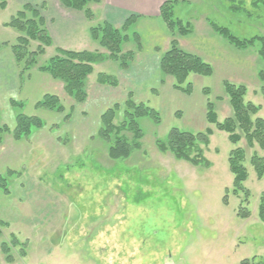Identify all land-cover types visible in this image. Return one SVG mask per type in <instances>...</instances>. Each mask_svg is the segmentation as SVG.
<instances>
[{
  "label": "rangeland",
  "instance_id": "1",
  "mask_svg": "<svg viewBox=\"0 0 264 264\" xmlns=\"http://www.w3.org/2000/svg\"><path fill=\"white\" fill-rule=\"evenodd\" d=\"M7 1L8 7L0 12V124L14 130L16 117L24 114L41 119L45 127L22 140L7 134L0 144V175L13 173L9 194L0 192V264H9L2 251L4 243L13 264L261 262L264 223L259 207L264 177L258 179L250 161L254 154L264 157V149L249 148L245 139L231 144L228 134L207 122V102L214 104L223 123L234 117L224 83L245 86L246 102L262 106L257 116L264 119L260 94L264 62L259 55L264 44V0H184L174 5V18L190 30L186 36L176 35L178 46L213 68L210 77H189L184 87L192 85L191 95L175 90L174 79L159 68L172 40L160 15L140 16L129 28L124 52L131 51L134 57L127 69L109 59V52L91 38L90 28L106 20L108 7L142 8L154 14L158 0H103L90 5L92 20L59 0L44 2L39 10L48 31L63 21L68 27L83 25L84 36H78L82 45L76 50L105 57L94 65L85 84L86 99L80 103L67 95L62 82L39 70L62 47L43 45L45 51L39 53L40 41H31L24 59L17 62L12 47L19 44L21 34L5 25L23 6L18 0ZM124 19H117L116 27ZM209 22L227 28L239 40H257L246 50L230 44V50L224 38L210 32ZM100 73L113 76L118 86L98 84ZM129 93L137 103L156 110L161 122L141 119V148L127 160L112 161L109 142L99 136L101 116L119 104L115 124L122 123ZM46 95L57 96L64 111L38 107ZM173 128L214 131L204 151L210 167H195L159 151L157 141ZM123 134L133 140L130 131ZM237 148L245 151L248 197L233 193L229 157ZM227 189L228 205H224ZM240 206L250 211L248 219L237 216ZM14 240L24 252L21 245H12Z\"/></svg>",
  "mask_w": 264,
  "mask_h": 264
},
{
  "label": "trees",
  "instance_id": "2",
  "mask_svg": "<svg viewBox=\"0 0 264 264\" xmlns=\"http://www.w3.org/2000/svg\"><path fill=\"white\" fill-rule=\"evenodd\" d=\"M59 1L65 8L83 12L87 19L92 20L93 12L90 9V5L101 4L103 0ZM183 1L166 0L160 7V17L169 28L172 40L169 49L162 54L159 60V68L165 75L171 76L174 79L175 90L191 95L193 91L192 85L188 84L187 87H184L189 77L191 75L210 77L213 75V68L201 57L187 53L178 46L177 40L175 39L176 35L186 36L190 33L188 26H185L181 20L174 18V5ZM7 7L8 1L0 0V12L4 11ZM137 18L135 15L129 16L121 27H116L112 23L104 21L90 28L91 38L109 52V59L118 62L123 69L129 68L130 61L134 57L133 52H124V46L129 41L127 32ZM209 24L216 34L220 35L238 49L246 50L251 48L257 40H239L227 28L210 22ZM5 26L11 27L21 34L17 39L19 44L12 47L17 62H21L24 59L23 56H25L31 41H40L37 49L39 53H44L43 45H53L52 37L46 27V21L38 7L29 4L24 5L12 17L11 22ZM135 36H138V34H135ZM259 55L264 62V44L259 49ZM104 58V56L97 52L69 51L56 48V55L50 58L46 64L40 66L39 70L49 74L54 80L62 82L67 95L80 103L86 99L85 84L88 77L94 73V65L99 64ZM263 75L264 73L260 72L262 80H264ZM97 83L112 87L118 86L117 79L106 73L98 74ZM224 85L234 111V117L228 118L223 123H220L215 112L214 104L208 99L207 122L210 125L216 126L218 131L228 134V139L233 145H237L242 139H245L249 148L259 146L261 149H264V119L257 116L262 110V106H256L252 102H246L247 88L245 86H236L229 82H225ZM204 94L209 96L210 91L205 89ZM260 94L264 99V87L261 88ZM37 106L56 112L64 111L60 99L54 95H46ZM124 108V120L118 125L115 124V120L121 111L119 104L114 105L101 116L99 136L109 142L108 156L112 161L127 160L134 151L141 148L140 142L144 138L143 129L139 124L141 119L150 118L156 124H160L161 122L160 114L144 103H137L132 93H129L124 103ZM44 127L45 122L41 119L19 114L16 117V127L14 130H10L8 126L0 124V144H2L7 134L12 135L16 140H22L30 137L33 132L42 130ZM125 131H130L133 134L132 141H129L124 136L123 133ZM213 134L214 131L211 128L198 133L184 132L173 128L165 139L157 141V147L162 153L173 154L177 160L185 161L195 167L205 166L206 168L210 167V163L204 157V151L210 145V137ZM244 159L245 151L237 148L230 153L229 166L230 171L234 175L233 193L237 196L240 193H244L248 197L249 193L245 190L244 184L249 178V173L244 166ZM250 162L258 179H262L264 177V157L254 154ZM8 174L5 176L0 175V192L2 191L5 194H9V176H12L13 173L8 171ZM228 193L229 190L227 189L223 202L224 205H228ZM240 207L237 216L241 219H248L250 217V211L243 206ZM259 216L264 223V196H262L260 201ZM12 245L18 247L21 244L18 240H14ZM22 248L24 252V247L22 246ZM2 251L6 256V262L13 264L14 257L6 243L2 245ZM251 262L244 260L242 264H252ZM257 264H264V258Z\"/></svg>",
  "mask_w": 264,
  "mask_h": 264
},
{
  "label": "crops",
  "instance_id": "3",
  "mask_svg": "<svg viewBox=\"0 0 264 264\" xmlns=\"http://www.w3.org/2000/svg\"><path fill=\"white\" fill-rule=\"evenodd\" d=\"M164 1H166V0H158L157 5L155 6L154 14L147 12L146 9H142V8H136L134 10H130V9L126 8L127 10H123L119 6L108 7L109 9H111V11L108 10V11H110V13H107V11H106V20L105 21H108V22L112 23L113 25L117 26V22H118L117 19H120V18L124 19L125 18L123 20V24H124V22L127 20V18L131 15H135L138 18H140V16H149V15L150 16H154V15L159 16L160 15V7L164 3ZM18 2L20 3L21 6L29 4V5H32L34 7H38V8L42 7L44 2L50 3L49 0H18ZM52 3H53V1H52ZM124 9H125V7H124ZM57 13L59 14L60 12H56V14ZM63 23L65 24V22L63 21L59 25L60 27L59 26L54 27L55 30L53 27L51 29H49V33L53 39L54 45L62 47L63 49H69L70 48V49H75L74 51H78V50H76V49H80V47L78 45L79 44L82 45V41L78 38V36H79V34H82V33L84 36V33H85L84 30L81 28V27H83V25L80 26V25L76 24L72 27H68L67 25H64ZM210 30H211L210 32H213L212 31L213 29H210ZM214 34L216 35L215 32H214ZM224 42H226L228 44V45H226V47H228V49L232 50L231 48L233 45L231 44L232 45L231 46L230 43L227 41H224ZM168 49H169V40H168L167 50Z\"/></svg>",
  "mask_w": 264,
  "mask_h": 264
}]
</instances>
